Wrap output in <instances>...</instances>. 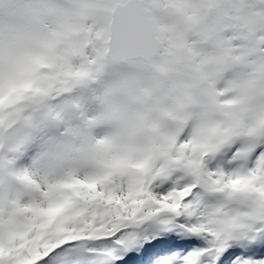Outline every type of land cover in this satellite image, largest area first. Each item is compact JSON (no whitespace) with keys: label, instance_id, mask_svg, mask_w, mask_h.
Instances as JSON below:
<instances>
[{"label":"snow or ice","instance_id":"obj_1","mask_svg":"<svg viewBox=\"0 0 264 264\" xmlns=\"http://www.w3.org/2000/svg\"><path fill=\"white\" fill-rule=\"evenodd\" d=\"M0 264H264V0H0Z\"/></svg>","mask_w":264,"mask_h":264}]
</instances>
